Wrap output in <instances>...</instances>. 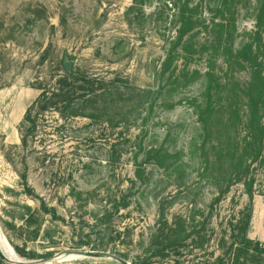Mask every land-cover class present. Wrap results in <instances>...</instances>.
<instances>
[{
    "label": "rangeland",
    "instance_id": "374dc122",
    "mask_svg": "<svg viewBox=\"0 0 264 264\" xmlns=\"http://www.w3.org/2000/svg\"><path fill=\"white\" fill-rule=\"evenodd\" d=\"M260 5L0 0L2 250L22 264H121L77 250L129 264L210 263L229 252L250 179L248 235L264 244V141L245 127L255 62L264 80ZM65 63L98 80L89 117L40 114L22 145L35 86L53 83ZM258 115L264 124V90ZM247 141L260 151L247 149L243 180L229 183Z\"/></svg>",
    "mask_w": 264,
    "mask_h": 264
},
{
    "label": "trees",
    "instance_id": "16d2710c",
    "mask_svg": "<svg viewBox=\"0 0 264 264\" xmlns=\"http://www.w3.org/2000/svg\"><path fill=\"white\" fill-rule=\"evenodd\" d=\"M261 10L258 14V18L264 15V0H259ZM186 28L179 30L180 39ZM230 51V50H229ZM254 56V60H256ZM251 61V60H250ZM254 71L250 82L246 86V97H247V113L245 126L248 128L249 133L254 137L259 143L264 141V124L260 121V115H258V102L262 97V92L264 90V80L261 76V71L258 70V66L255 62ZM207 77H209V82L206 86L207 91H210V83H212V77H214L213 70H208L205 72ZM57 78L53 83L47 86L38 84L35 86L40 94L38 98L33 101L26 109L21 125H20V141L22 145L27 143V137L29 134H33L36 129V118L40 114H45L50 111H56L62 118H75V117H89L88 103L92 100L93 95L96 93V80L85 74L81 70H70L69 72L62 69V74H57ZM207 107L210 108V102L207 103ZM210 116H207L204 121L206 122ZM231 121V117L229 119ZM252 129L254 130L252 132ZM247 139L251 140V136H247ZM248 145L245 148L243 154L238 155V163L240 162V168L236 171L230 173V182L232 181H242L245 169H248L245 162V154L248 150L256 152L260 151V148H255V146L247 141ZM255 143V142H254ZM252 157V156H251ZM253 159V158H252ZM246 194L249 198V205L242 211L239 212V217L237 219V227L233 228L230 234V244L228 245L229 252L224 253L217 257L215 261L207 263L202 261H197L194 264H264V244L259 240H254L249 237L248 231L250 229L251 219L253 216V186L252 179L244 180ZM228 185V184H227ZM224 190H221L220 193ZM123 207L124 204H123ZM197 234L195 231H190L189 235L191 237L193 234ZM166 247L171 245H176L178 238L171 237L168 240ZM206 241V240H205ZM219 245L224 247L226 245L224 241V236L220 238ZM164 246V247H165ZM162 251L158 249L157 253ZM163 253V252H162ZM176 264H180L179 260H176Z\"/></svg>",
    "mask_w": 264,
    "mask_h": 264
},
{
    "label": "water",
    "instance_id": "95a60500",
    "mask_svg": "<svg viewBox=\"0 0 264 264\" xmlns=\"http://www.w3.org/2000/svg\"><path fill=\"white\" fill-rule=\"evenodd\" d=\"M64 68H65L66 71H69L68 64L67 63H65ZM0 231H1V229H0ZM3 237H4V235H3ZM71 252L77 253V254H81L85 258H110V259H113V260H116V261L120 262L121 264H129L126 260H124V259L120 258L119 256H117L115 254H112L110 252H101V251H87V252H82L81 250L71 251ZM53 258H50V259H53ZM0 259L3 260V261L9 262L8 258H6L4 256V252L2 251L1 248H0ZM47 260H49V259H47ZM47 260H43V262L44 261H47ZM55 261H58V260H55ZM32 262H35V261H32ZM51 263H53V262H51ZM48 264H50V263H48Z\"/></svg>",
    "mask_w": 264,
    "mask_h": 264
},
{
    "label": "bare ground",
    "instance_id": "6f19581e",
    "mask_svg": "<svg viewBox=\"0 0 264 264\" xmlns=\"http://www.w3.org/2000/svg\"><path fill=\"white\" fill-rule=\"evenodd\" d=\"M1 248V247H0ZM2 249V248H1ZM3 251V250H2ZM4 252V251H3ZM71 253H73V252H71ZM74 255H79V256H83V255H81V254H77V253H73ZM4 256L6 257V258H8V259H10L12 262H14V263H16V264H22V263H20V262H18V261H14V260H12L11 258H9L8 257V255L6 254V252H4ZM61 256V255H60ZM67 257V256H66ZM56 258H57V256L56 257H54L53 259H49V260H47V261H38V262H36L35 264H48V262H50V261H55L56 260ZM27 264H29V263H27Z\"/></svg>",
    "mask_w": 264,
    "mask_h": 264
},
{
    "label": "built area",
    "instance_id": "2783aa9c",
    "mask_svg": "<svg viewBox=\"0 0 264 264\" xmlns=\"http://www.w3.org/2000/svg\"><path fill=\"white\" fill-rule=\"evenodd\" d=\"M8 260H9V262H6V261H3L0 259V264H16V263L12 262L10 259H8Z\"/></svg>",
    "mask_w": 264,
    "mask_h": 264
},
{
    "label": "crops",
    "instance_id": "0c3cea01",
    "mask_svg": "<svg viewBox=\"0 0 264 264\" xmlns=\"http://www.w3.org/2000/svg\"><path fill=\"white\" fill-rule=\"evenodd\" d=\"M7 254V253H6ZM8 255V254H7ZM8 257H9V255H8ZM10 258V257H9Z\"/></svg>",
    "mask_w": 264,
    "mask_h": 264
}]
</instances>
